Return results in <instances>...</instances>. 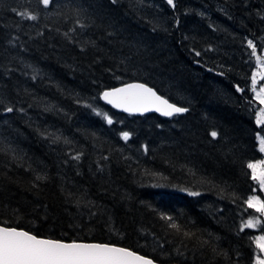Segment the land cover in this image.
<instances>
[{
	"label": "trees",
	"instance_id": "obj_1",
	"mask_svg": "<svg viewBox=\"0 0 264 264\" xmlns=\"http://www.w3.org/2000/svg\"><path fill=\"white\" fill-rule=\"evenodd\" d=\"M173 5L0 0L1 225L159 263L253 264L264 218L246 203L262 195L247 167L261 156L247 41L264 49V0ZM133 80L187 111L100 100Z\"/></svg>",
	"mask_w": 264,
	"mask_h": 264
},
{
	"label": "snow or ice",
	"instance_id": "obj_2",
	"mask_svg": "<svg viewBox=\"0 0 264 264\" xmlns=\"http://www.w3.org/2000/svg\"><path fill=\"white\" fill-rule=\"evenodd\" d=\"M40 2L47 8L54 0H40ZM167 2L169 5H173V0H167ZM13 11L16 10L13 9ZM17 14L28 20L37 19L35 15H29L27 12ZM248 47L252 50L251 54L256 56L258 65V72L253 73L252 78L253 91L256 92L255 99L264 105V87H261L258 92L256 91V76L259 75L264 79V63L261 62V57L257 56V49L251 40L248 41ZM237 91H241V89L237 88ZM100 99L129 113L154 110L164 116H172L187 111L185 108L169 103L157 95L152 88L140 83L125 84L122 87L106 90L101 94ZM12 110L11 108L7 109L9 112ZM104 118L108 124L112 123L111 118L106 114ZM256 123L264 125V108H261L257 113ZM211 135L215 138L217 133L212 132ZM122 137L127 140L129 134L125 132ZM258 139L260 151L264 152V137L258 136ZM78 158V156L74 157V159ZM247 167L252 170V180L258 182L260 189L264 190V161L249 163ZM189 194L198 195L199 193ZM246 203L248 208L254 209L255 212L264 216V200L250 196ZM162 218L172 219L171 217ZM260 223L255 219L248 220L243 224L241 230L254 228ZM171 227L177 228V225L172 224ZM185 235L189 234L185 233ZM254 242L260 253H264V235L258 236ZM0 264H153V261L123 247L75 241L65 243L60 240L38 238L36 235L16 228L0 227ZM255 264H264V257H258Z\"/></svg>",
	"mask_w": 264,
	"mask_h": 264
},
{
	"label": "rangeland",
	"instance_id": "obj_3",
	"mask_svg": "<svg viewBox=\"0 0 264 264\" xmlns=\"http://www.w3.org/2000/svg\"><path fill=\"white\" fill-rule=\"evenodd\" d=\"M249 41V40H248ZM248 41H247V44H248ZM251 50V49H250ZM252 52V50H251ZM253 56V55H252ZM257 56H260L261 57V62L264 63V49H260V50H257ZM258 72V65H257V60H256V56H253V67H252V70H251V75H250V87H251V91H252V94L255 98V95H256V92L253 91V85H252V78H253V73H256ZM261 87H264V79H262L259 75L256 76V91L258 92L260 90ZM256 100V99H255ZM257 101V100H256ZM261 108H264V105H261L258 101H257V105H256V108H255V113H254V119H255V122L257 120V113L260 111ZM257 124V123H256ZM258 125V124H257ZM260 128H261V131H259L256 135V140H257V147H258V150L260 151V142H259V139H258V136L259 137H264V125H258ZM260 154L261 156L258 158V159H255V160H251L248 162L249 163H258L260 161H264V152H261L260 151ZM250 173H251V176H252V170L250 169ZM256 182V181H255ZM258 188L260 189V186H259V183L256 182ZM260 192H261V196L257 195V194H250L248 195L247 197V200L250 196H256V197H259L261 200H264V190H261L260 189ZM246 200V202H247ZM264 218V216H262ZM257 220V219H255ZM261 235H264V232H257L255 235H254V239L253 241H255V239L258 237V236H261ZM255 244V242H254ZM256 246V244H255ZM257 248V247H256ZM258 252L257 254L254 255V258H253V264H255V261L258 257H264V253H260L259 249H258Z\"/></svg>",
	"mask_w": 264,
	"mask_h": 264
},
{
	"label": "water",
	"instance_id": "obj_4",
	"mask_svg": "<svg viewBox=\"0 0 264 264\" xmlns=\"http://www.w3.org/2000/svg\"><path fill=\"white\" fill-rule=\"evenodd\" d=\"M132 83H140V84H144V85H146L147 87H150L149 85H147V84H145V83H143V82H140V81H127V82H124V83H121V84H118V85H115V86H113V87H110V88H105V89H103V90H101V92L99 93V98H100V96H101V94L104 92V91H106V90H111V89H113V88H117V87H122V86H124L125 84H132ZM150 88H152V87H150ZM156 93H157V95H159V96H161L163 99H166L169 103H171V104H174L175 106H177V107H182V106H179V105H177V104H175V103H173V102H171V101H169L167 98H165L164 96H162L161 94H159L154 88H152ZM102 102H104L105 104H107L108 106H110L111 108H113V109H115V110H117V111H120V112H123V113H126V114H133V115H140V114H144V113H147V112H143V113H140V112H133V113H129V112H125V111H123L122 109H120V108H115V107H113L112 105H110V104H108V103H106L104 100H102V99H100ZM182 108H184V107H182ZM148 112H155V113H157V114H159V115H162L161 113H159V112H156V111H154V110H152V111H148ZM183 113V112H182ZM176 114H179V113H176ZM174 115V114H173ZM162 116H164V115H162ZM0 227H11V228H16V227H13V226H5V225H1L0 224ZM16 229H18V230H24V229H22V228H16ZM24 231H26V230H24ZM28 232V231H27ZM30 233V232H29ZM30 234H32V233H30ZM33 235H35V234H33ZM37 236V235H36ZM38 238H42V239H53V240H60V239H55V238H48V237H43V236H37ZM60 241H62V242H65V243H70V242H73V241H75V242H77V243H99V244H108V245H112V246H116V247H122V246H119V245H116V244H110V243H104V242H96V241H80V240H60ZM123 248H125V247H123ZM126 249H128V248H126ZM130 250V249H129ZM131 251H133V250H131ZM133 252H135V251H133ZM135 253H137V252H135ZM137 254H139V253H137ZM139 255H142V254H139ZM142 256H144L145 258H148V259H151L150 257H148V256H145V255H142ZM152 261H153V264H176V263H159V262H157V261H155V260H153V259H151Z\"/></svg>",
	"mask_w": 264,
	"mask_h": 264
}]
</instances>
